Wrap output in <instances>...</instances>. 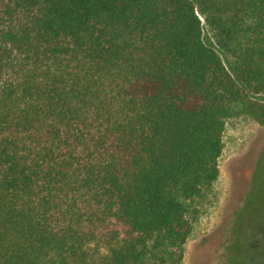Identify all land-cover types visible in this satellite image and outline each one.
Listing matches in <instances>:
<instances>
[{"label":"trees","instance_id":"obj_1","mask_svg":"<svg viewBox=\"0 0 264 264\" xmlns=\"http://www.w3.org/2000/svg\"><path fill=\"white\" fill-rule=\"evenodd\" d=\"M262 96L264 0H0V264H181Z\"/></svg>","mask_w":264,"mask_h":264},{"label":"rangeland","instance_id":"obj_2","mask_svg":"<svg viewBox=\"0 0 264 264\" xmlns=\"http://www.w3.org/2000/svg\"><path fill=\"white\" fill-rule=\"evenodd\" d=\"M204 38L209 35L205 31ZM214 46L212 40H210ZM223 61L224 57L221 55ZM259 102L264 103V96ZM223 149L218 159V178L206 201L199 207L190 236L184 244L181 264H225L221 256L225 248L223 236L232 228L233 217L249 190L255 157L264 144V127L249 116L227 120L223 133ZM242 211L256 222L264 221V197L257 196L259 185H251ZM242 229L246 228L243 222ZM253 240L245 242L247 245ZM245 245V246H246ZM231 264H247L246 255L234 254ZM264 264V255L257 261Z\"/></svg>","mask_w":264,"mask_h":264},{"label":"flooded vegetation","instance_id":"obj_3","mask_svg":"<svg viewBox=\"0 0 264 264\" xmlns=\"http://www.w3.org/2000/svg\"><path fill=\"white\" fill-rule=\"evenodd\" d=\"M251 185H259L257 196L264 197V144L258 151L253 164L252 173L250 175L249 190L241 202V206L233 217L232 228L225 233L223 241L225 248L221 258L225 264H231V259L234 254L240 256L246 255L247 264H260L257 262L259 257L264 255V221L255 225L256 222L245 216L242 211L244 205L248 204L245 199H248L251 194ZM243 222L246 223V228L242 229ZM253 240L247 245L245 242ZM246 245V246H245Z\"/></svg>","mask_w":264,"mask_h":264}]
</instances>
